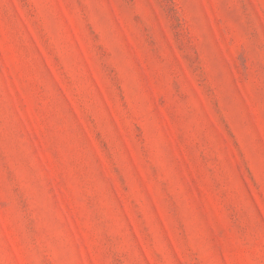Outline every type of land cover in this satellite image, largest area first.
I'll return each instance as SVG.
<instances>
[{
	"label": "rangeland",
	"instance_id": "obj_1",
	"mask_svg": "<svg viewBox=\"0 0 264 264\" xmlns=\"http://www.w3.org/2000/svg\"><path fill=\"white\" fill-rule=\"evenodd\" d=\"M0 264H264V0H0Z\"/></svg>",
	"mask_w": 264,
	"mask_h": 264
}]
</instances>
